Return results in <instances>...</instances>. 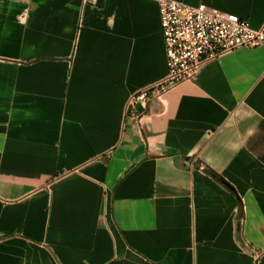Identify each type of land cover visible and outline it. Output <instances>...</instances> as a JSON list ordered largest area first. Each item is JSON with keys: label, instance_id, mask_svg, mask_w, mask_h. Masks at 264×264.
<instances>
[{"label": "crops", "instance_id": "obj_1", "mask_svg": "<svg viewBox=\"0 0 264 264\" xmlns=\"http://www.w3.org/2000/svg\"><path fill=\"white\" fill-rule=\"evenodd\" d=\"M167 71L158 0H0V264H264V46Z\"/></svg>", "mask_w": 264, "mask_h": 264}, {"label": "built area", "instance_id": "obj_2", "mask_svg": "<svg viewBox=\"0 0 264 264\" xmlns=\"http://www.w3.org/2000/svg\"><path fill=\"white\" fill-rule=\"evenodd\" d=\"M158 2L168 71L162 79L130 97L127 111L136 120L134 109L138 102H148L179 82L192 80L206 62L238 47L264 46V23L253 28L238 15L204 3Z\"/></svg>", "mask_w": 264, "mask_h": 264}]
</instances>
